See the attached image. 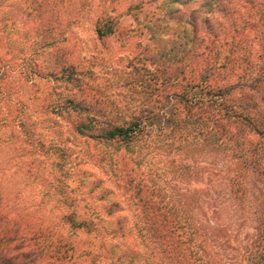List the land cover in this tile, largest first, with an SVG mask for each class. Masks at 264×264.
Wrapping results in <instances>:
<instances>
[{
	"label": "trees",
	"instance_id": "1",
	"mask_svg": "<svg viewBox=\"0 0 264 264\" xmlns=\"http://www.w3.org/2000/svg\"><path fill=\"white\" fill-rule=\"evenodd\" d=\"M47 2L51 12L59 3L64 6L67 29V0ZM260 2L264 4V0ZM245 7L239 0L131 3L129 12L141 23V34L148 36L147 46L133 62L137 73L130 72L129 78L130 84L142 89L140 111L128 118L107 114L103 109L111 105L108 100L87 95L80 98L68 88L59 103L76 134L115 152L119 191L138 211L139 230L150 247L149 264H264V62L253 64L251 54L244 50L246 33L262 14L259 17ZM257 12L263 13L262 8ZM52 21L51 16L50 28ZM115 29L113 17L98 19L100 39ZM38 32L36 27L37 36ZM226 34L232 36L229 61L223 60L221 51ZM58 43L46 46L53 48ZM66 46L62 62L55 63L59 71L53 73L74 85L78 71L65 53ZM230 62L246 67L235 80L229 79ZM78 87L84 89L81 84ZM159 147L167 154L177 152L184 159L181 171L190 170L189 175L195 173L190 154H230L233 166L226 179L228 197L213 198L214 220L198 221L187 197L170 195L150 168L140 170L138 158L159 151ZM79 173L84 197L91 198L98 210L90 212L91 218L77 211L63 218L72 230L86 229L97 235V246L87 252L83 264H145L141 249L127 240L129 217L116 191L101 176ZM248 173L261 182L263 195H252ZM64 184L67 186V181ZM61 189L65 199L72 197L67 188ZM251 198L255 205L253 232L242 237L240 222L247 220L245 208ZM223 202L229 204L224 208L227 214L221 211ZM42 233L33 223L10 216L0 207V264H70L42 246ZM205 256L214 257L206 262Z\"/></svg>",
	"mask_w": 264,
	"mask_h": 264
},
{
	"label": "rangeland",
	"instance_id": "2",
	"mask_svg": "<svg viewBox=\"0 0 264 264\" xmlns=\"http://www.w3.org/2000/svg\"><path fill=\"white\" fill-rule=\"evenodd\" d=\"M47 1L0 0L1 210L33 223L38 231L43 230L40 241L50 253L57 252L70 264H83L88 258L87 252L97 246V235L86 229L72 230L63 217L70 211L89 218L93 216L90 212L98 210V205L84 197L87 195L79 172L101 176L124 203V213L129 217L125 231L127 240L137 244L144 254L143 262L149 264L146 259L150 247L139 230L138 211L119 191L121 182L114 169L115 152L76 134L64 119L67 111L59 107L68 88L77 97L79 94V97L99 96L108 100L111 105L103 109L107 114L128 118L140 111L142 89L130 84L129 78L130 72L137 73L133 62L147 46L148 36L141 34V23L128 9L139 0H67L70 23L67 29L64 6L59 3L51 12ZM239 1L247 11L259 17L262 14L261 20L246 33L244 50L251 54L253 64L264 62V4L260 0ZM259 8L263 13L257 12ZM51 16L52 28L49 27ZM108 16L115 19L116 29L100 39L97 21ZM36 27H39L38 36ZM231 37V34L222 37L223 60L229 61ZM48 42L59 43L50 48L46 46ZM64 46L78 71L74 85L53 73L60 68L55 63L62 62ZM231 64L229 79L235 80L246 67ZM80 84L84 89L78 87ZM158 150L138 158L140 170L151 169L157 182L170 195L187 197L198 221L214 220L213 198L228 197L226 179L233 166L230 154L212 153L200 157L190 154L189 163L195 173L189 175L190 170L181 171L179 165L184 159L177 152L167 154L161 147ZM247 180L252 184V195L260 196L261 182L256 175L248 173ZM255 180L258 182L254 186ZM62 186L72 195L70 199H65ZM251 199L245 208L247 220L244 224L240 222L242 237L253 232L255 205L254 198ZM228 206L223 202L221 211ZM210 257L214 256H205L204 260L208 262Z\"/></svg>",
	"mask_w": 264,
	"mask_h": 264
}]
</instances>
